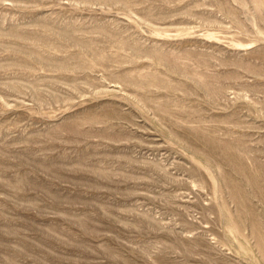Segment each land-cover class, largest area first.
Instances as JSON below:
<instances>
[{
	"label": "rangeland",
	"instance_id": "374dc122",
	"mask_svg": "<svg viewBox=\"0 0 264 264\" xmlns=\"http://www.w3.org/2000/svg\"><path fill=\"white\" fill-rule=\"evenodd\" d=\"M0 264H264V0H0Z\"/></svg>",
	"mask_w": 264,
	"mask_h": 264
}]
</instances>
